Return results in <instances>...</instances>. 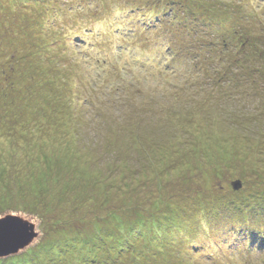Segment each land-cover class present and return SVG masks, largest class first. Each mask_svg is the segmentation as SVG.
<instances>
[{
    "label": "rangeland",
    "instance_id": "1",
    "mask_svg": "<svg viewBox=\"0 0 264 264\" xmlns=\"http://www.w3.org/2000/svg\"><path fill=\"white\" fill-rule=\"evenodd\" d=\"M98 73L136 101L91 95L92 132L0 93V218L37 233L0 264H264V0H0V88L88 100Z\"/></svg>",
    "mask_w": 264,
    "mask_h": 264
},
{
    "label": "trees",
    "instance_id": "2",
    "mask_svg": "<svg viewBox=\"0 0 264 264\" xmlns=\"http://www.w3.org/2000/svg\"><path fill=\"white\" fill-rule=\"evenodd\" d=\"M142 8H145V7L144 6H133V4H132V5L127 6L125 10L122 9L121 11H128L129 13L132 14L133 12L140 10ZM160 12L161 11H156L154 9L149 10L146 12L147 14H149L148 17L145 16V13L142 15H137L136 19H132V22H134L135 24H138V27L145 25L146 27L150 28L149 27L150 24H152L155 20H159ZM129 20L131 21V19H129ZM91 46H93V48H94L95 45H91ZM135 47L138 48L137 46H135ZM139 51H140V49H139ZM101 52L102 51H99L98 49H96V51L94 53L96 56H101V54H100ZM141 58L144 59L142 55L139 56V59H141ZM95 60H100V61H96V62L102 63L100 68H102V66H105L104 62L101 59H95ZM77 65H79V60L75 59L73 66H77ZM10 67L14 68L13 65H10ZM97 68H99V67H97ZM211 71H212V74L217 73L216 69H213ZM101 72H104V71H101ZM169 73L172 74L173 72L172 73L169 72ZM18 74H20V73H18ZM223 74L226 75V72H224ZM97 77L98 78L100 77L101 81H99V83H96V81H94V84H92V92H90V96H89L90 99H88V100H86V99L81 100V98L78 99L77 94L73 95L72 100L71 99L68 100L67 96L69 95L70 92L64 88H61L60 86L55 87L54 91H52V90H49V91L44 90L43 91L40 88V92H37L35 90L36 85L34 83L35 81L33 78L31 79V81H28V79L27 80L24 79L22 81V84H18L14 88H13V85L11 82L6 81L3 84V86L0 88V93L2 92V98L9 100V106L16 105L17 107H15V109L16 108L21 109V110H19V113L22 114L23 116H25L23 118L29 117L28 119H34L36 117H40L41 119H43V121H49V122H52L53 124L57 122V123H60L61 125L62 124L67 125V126H69V128H73V130H77V129H75L76 126L71 127L70 125H71V123H74V121H78V119H80V118H82V120H79L77 122L79 125H83L84 123L86 125L88 124V119L84 118L83 116L85 115V111L87 110L88 106H90V104H91L90 103V101H92L91 95L93 96L95 101H97L96 103H98L99 105L100 104L103 105L99 101L98 91L100 89L105 90V92L107 94L109 93L108 95L111 96L110 100L113 101V105L114 104L117 105L118 110L120 108L119 104H120V100L122 98H124V100L127 101L125 103V105H128V104L133 105L136 101L135 95H131V94L126 93L128 86L122 84V83H124L123 80L117 82L118 84L115 85V83L113 81H108L106 79V77H103L99 73L97 74ZM122 85L124 87H122ZM12 89H13V91H12ZM38 89H39V87L37 88V90ZM251 91H252V89H251ZM44 94H46L47 97L50 98V101H48V102L44 101V96H45ZM254 94H255V92H254ZM250 95H252V94H250ZM34 97H36V99L33 102L32 99ZM155 97H156V95H155ZM157 98H158V96L156 97V99ZM214 100H217V99H214ZM40 103H42V104L40 105ZM100 110L103 111L105 109L102 106V108H100ZM184 111L185 110H181L180 108L174 109V113L171 116L177 117L179 115H182ZM103 112H105V111H103ZM121 112H124V111H121ZM121 112L119 114H121ZM113 116H116V113ZM139 117H141V115H139ZM141 119L146 121L143 113H142ZM113 120H119L120 121L121 119H117V117H116V118H113ZM103 121H104V126H107V120H103ZM39 124H41V123H39ZM44 125H45V123L41 124L40 127L44 129V127H43ZM88 127H90L89 130L91 132L94 131V126L92 127V125H90ZM105 129H107V128H105ZM109 131L113 135V130H109ZM74 134L78 135L79 133H74ZM102 134L103 135H101V137L105 135L104 133H102ZM77 135H75V137H77ZM45 136H47L46 133H45ZM248 204L249 203H244V207L248 208ZM263 209H264V207H263ZM246 211H247V209H246ZM261 222L264 224V214H263V218H261ZM262 230L263 229L258 227L257 224L253 225V231L252 232H255L257 234H262V236L264 237V231L262 232ZM238 242H242V241L237 240V244H238ZM244 245H245L246 249H248L249 251H252L254 249H259L262 247V246L250 244V242H244ZM204 259L207 260V257H204Z\"/></svg>",
    "mask_w": 264,
    "mask_h": 264
},
{
    "label": "water",
    "instance_id": "3",
    "mask_svg": "<svg viewBox=\"0 0 264 264\" xmlns=\"http://www.w3.org/2000/svg\"><path fill=\"white\" fill-rule=\"evenodd\" d=\"M231 187L238 190L241 183L232 182ZM36 238L35 225L29 220L11 214L0 218V259L18 254L34 243Z\"/></svg>",
    "mask_w": 264,
    "mask_h": 264
}]
</instances>
